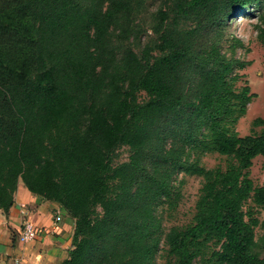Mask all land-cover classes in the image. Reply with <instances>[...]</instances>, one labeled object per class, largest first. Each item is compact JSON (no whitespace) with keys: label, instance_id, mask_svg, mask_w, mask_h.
Wrapping results in <instances>:
<instances>
[{"label":"trees","instance_id":"obj_1","mask_svg":"<svg viewBox=\"0 0 264 264\" xmlns=\"http://www.w3.org/2000/svg\"><path fill=\"white\" fill-rule=\"evenodd\" d=\"M148 1L0 0V209L20 179L59 203L74 223L59 264H155L159 253L165 264H264L253 251L264 184L251 177L264 117L260 131L234 128L256 93L237 85L235 65L251 61L229 33L263 0H161L146 24ZM255 27L264 47V9ZM213 152L225 166L201 163ZM179 171L202 185L193 221L166 230L157 209L178 207Z\"/></svg>","mask_w":264,"mask_h":264},{"label":"rangeland","instance_id":"obj_2","mask_svg":"<svg viewBox=\"0 0 264 264\" xmlns=\"http://www.w3.org/2000/svg\"><path fill=\"white\" fill-rule=\"evenodd\" d=\"M160 2L161 0L148 1V7L143 14V20L146 24L149 23L151 13L158 8ZM15 6L12 13L13 24L24 28L26 22H28L25 7L19 1L16 2ZM263 9L264 0L261 1L260 5H254L239 11L230 19L229 33L240 36L245 42L244 48H237L236 56L245 61H251V64L244 67L235 65L233 73L242 75L237 85H242L245 80H248L252 92L256 93V96L253 97L248 105L247 112L234 125V128L241 135L250 133L252 129L257 131L262 129V126L253 127L252 122L256 117H264V47L257 39V29L255 27L258 22V15ZM226 47V42H223L225 51H227ZM15 66H18L17 68L21 67L20 69L23 71L29 67L28 61L21 58ZM118 151L120 153L119 161L128 159L130 152L127 146H123ZM253 161L251 177L256 185H262L264 184V156L259 155ZM201 163L206 167H214L218 164L225 166L226 156L216 152L205 153L201 156ZM175 183L179 185L182 191L178 207L173 211H169L167 210V205L162 203L159 204L157 209V213L163 217V225L166 230L173 225H185L193 221L196 210L195 205L202 185V177L197 174L188 175L183 171H179L175 176ZM249 205H253V202L248 201L244 205V209H247ZM254 210L259 219V224L255 228L256 242L253 251L264 258V207L255 206ZM155 264H165V260L160 256V253L157 254Z\"/></svg>","mask_w":264,"mask_h":264},{"label":"crops","instance_id":"obj_3","mask_svg":"<svg viewBox=\"0 0 264 264\" xmlns=\"http://www.w3.org/2000/svg\"><path fill=\"white\" fill-rule=\"evenodd\" d=\"M59 212L62 219L56 221ZM26 221L38 233L33 240L21 242L18 234ZM73 232V220L59 203L40 200L20 179L13 206L7 212L0 209V264H14L16 258L24 264H59L68 257Z\"/></svg>","mask_w":264,"mask_h":264},{"label":"built area","instance_id":"obj_4","mask_svg":"<svg viewBox=\"0 0 264 264\" xmlns=\"http://www.w3.org/2000/svg\"><path fill=\"white\" fill-rule=\"evenodd\" d=\"M62 219L61 213L59 212L56 216V221ZM38 233L37 227L29 221H26L22 227V230L18 234V238L21 242H28L36 238ZM14 264H24L23 261L19 258L14 259ZM40 264V263H37Z\"/></svg>","mask_w":264,"mask_h":264}]
</instances>
